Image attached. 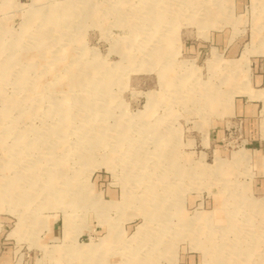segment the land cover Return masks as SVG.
<instances>
[{"label": "rangeland", "instance_id": "1", "mask_svg": "<svg viewBox=\"0 0 264 264\" xmlns=\"http://www.w3.org/2000/svg\"><path fill=\"white\" fill-rule=\"evenodd\" d=\"M115 1L0 0V264H264V0Z\"/></svg>", "mask_w": 264, "mask_h": 264}, {"label": "bare ground", "instance_id": "2", "mask_svg": "<svg viewBox=\"0 0 264 264\" xmlns=\"http://www.w3.org/2000/svg\"><path fill=\"white\" fill-rule=\"evenodd\" d=\"M150 1V0H149ZM207 1V0H206ZM209 1V0H208ZM122 4H121V3ZM167 3V2H166ZM201 3V2H200ZM115 4L117 5L118 4V10L119 9H121V8H123V10L124 9H129L130 8V6H127L126 4H124L123 2H122V0H116L115 1ZM119 4H121V6H119ZM141 5V4H140ZM148 6V5H147ZM183 6V5H182ZM180 7V6H179ZM114 8V7H113ZM160 8H164V7H160ZM158 6H156L154 3L153 4H150V6H148L146 9H145V11H143L142 12V14H140L141 16L140 17H147L146 19H148V21H150V24H155V25H163L164 24V20L165 19H169V16L168 15H166V13L164 14L163 12H162V14L161 13H158L156 10L158 9H160ZM173 8V7H172ZM175 9H177V8H175ZM91 10V9H90ZM136 10V9H135ZM170 10V9H169ZM183 10V9H182ZM173 11H175V10H173ZM38 12V11H37ZM160 12V11H159ZM179 12V11H178ZM42 13V12H41ZM89 13V12H88ZM123 13V12H122ZM37 14V13H36ZM177 15V14H176ZM122 16V15H121ZM179 16L180 15H178V18H179ZM212 16V15H211ZM210 16V17H211ZM174 17V16H173ZM172 17V18H173ZM47 18V17H46ZM167 19V20H168ZM173 20V19H172ZM40 22H42V21H40ZM39 22V23H40ZM50 22V21H49ZM170 22H171V19H170ZM169 22V23H170ZM168 23V22H167ZM42 25V24H41ZM40 27V26H39ZM38 27V28H39ZM158 27V26H157ZM158 29V28H157ZM162 35V34H161ZM40 38V37H39ZM41 39V38H40ZM44 40V39H43ZM47 40V39H46ZM9 41V40H8ZM40 43V42H39ZM4 44V43H3ZM49 44V43H48ZM3 46V45H2ZM48 46V45H47ZM4 47V46H3ZM21 48V47H20ZM45 48V47H44ZM155 48V47H154ZM65 49V48H64ZM156 49V48H155ZM66 50V49H65ZM65 50L63 51V52H65ZM156 51V50H155ZM19 52V51H18ZM39 53V52H38ZM15 54H16V52H15ZM25 54V53H24ZM61 54V53H60ZM62 55V54H61ZM146 55V54H145ZM57 56V55H56ZM64 56V55H63ZM150 56V55H149ZM68 57V56H67ZM148 57V56H147ZM19 58V57H18ZM25 59V58H24ZM35 59V58H34ZM2 60V59H1ZM4 60V59H3ZM65 60V59H64ZM17 61V60H16ZM15 61V62H16ZM14 62V63H15ZM63 62V61H62ZM13 63V64H14ZM55 63V62H54ZM5 64V63H4ZM3 64V65H4ZM3 65H2V67H3ZM81 65V64H80ZM76 66V65H75ZM74 66V67H75ZM95 66V65H94ZM2 69V68H1ZM108 69V68H107ZM78 70V69H77ZM107 71V70H106ZM99 72V71H98ZM69 73V72H68ZM103 74V73H102ZM4 75V74H3ZM113 76H114V74H113ZM3 78H5V77H3ZM106 78V77H105ZM96 79V78H95ZM80 80V79H79ZM78 80V81H79ZM107 80V79H106ZM1 81H3V80H1ZM0 81V82H1ZM95 81V80H94ZM2 83V82H1ZM96 83V82H95ZM88 84H89V82H88ZM2 85V84H1ZM94 85V84H93ZM76 86H77V84H76ZM109 86V85H108ZM93 88V87H92ZM96 88V87H95ZM110 95V94H109ZM103 96V95H102ZM69 99V98H68ZM8 100V99H7ZM22 100V99H21ZM92 100V99H91ZM74 101V100H73ZM79 101V100H78ZM77 101V102H78ZM95 101V100H94ZM12 102V101H11ZM88 102V101H87ZM7 103V102H6ZM89 103V102H88ZM91 103V102H90ZM210 103V102H209ZM16 104V103H15ZM73 104V103H72ZM81 104V103H80ZM83 105V104H82ZM69 106V105H68ZM208 107V106H207ZM69 108V107H68ZM88 108H90V107H88ZM16 109V108H15ZM9 110V109H8ZM25 111V110H24ZM23 111V112H24ZM69 111V110H68ZM18 113V112H17ZM21 113V112H20ZM12 118V117H11ZM13 120V119H12ZM87 121V120H86ZM89 121V120H88ZM10 123V122H9ZM7 124H8V122H7ZM29 131V130H28ZM14 132V131H13ZM91 132V131H90ZM109 133V132H108ZM0 134H1V132H0ZM5 134V133H4ZM18 134H20V133H18ZM88 134V133H87ZM91 134V133H90ZM22 135V134H21ZM23 135H24V133H23ZM40 135H42L41 133H40ZM89 135V134H88ZM119 135L122 137L123 135H124V133L121 131L120 133H119ZM17 136V135H16ZM15 136V137H16ZM85 137V138H84ZM0 138H1V136H0ZM22 138V137H21ZM80 138V137H79ZM17 139H18V137H17ZM40 139V138H39ZM91 139V137H88V136H86V135H84L83 136V140L87 143L89 140ZM2 140V139H1ZM28 141H30V140H28ZM38 141V140H37ZM15 142V141H14ZM27 142V141H26ZM43 142V141H42ZM24 143V142H23ZM94 143V142H93ZM92 143V144H93ZM129 143V142H128ZM38 144V143H37ZM91 144V141H89V144H87V145H85L84 144V147H83V150L81 151L84 155H82L83 157L85 156V157H87L88 155H89V153H92V148H93V145ZM29 145V144H28ZM28 145H26V147H28ZM31 145V144H30ZM47 145V144H46ZM128 145V144H127ZM129 147H131V146H129ZM25 148V147H24ZM16 150V149H15ZM25 150V149H24ZM13 151H14V149H13ZM27 151V150H26ZM30 151V150H29ZM133 151V150H132ZM14 153V152H13ZM135 154V153H134ZM142 155H144V154H142ZM145 156V155H144ZM143 157V156H142ZM18 158V157H17ZM28 158V157H27ZM26 158V159H27ZM140 158V157H139ZM15 159V158H14ZM144 159V158H143ZM11 160V159H10ZM138 161H140V159L138 160ZM147 161V160H146ZM145 161V162H146ZM7 162V161H6ZM30 162H31V160H30ZM141 162H143V161H141ZM172 162H173V159H172ZM21 163V162H20ZM24 163V162H23ZM175 163V162H174ZM28 164H29V162H28ZM100 164V163H99ZM104 164V163H103ZM107 164V163H106ZM110 164V163H109ZM144 165V164H143ZM21 166V165H20ZM7 167V166H6ZM18 167V166H17ZM29 167V166H28ZM108 168H111V167H108ZM26 169V168H25ZM141 169V168H140ZM21 170V169H20ZM38 170V169H37ZM48 170V169H47ZM12 171V170H11ZM16 171V170H15ZM27 171H29L28 169H27ZM6 172V171H5ZM65 172V171H64ZM18 173V172H17ZM30 173V172H29ZM28 173V174H29ZM61 173V172H60ZM44 174L45 173H43V176H44ZM52 174V173H51ZM63 174V173H62ZM61 175V174H60ZM66 175V174H65ZM4 176V175H3ZM53 176V175H52ZM57 176V175H56ZM160 176V175H159ZM6 177V176H5ZM8 177V176H7ZM20 177H21V175H20ZM19 177V178H20ZM39 177H41V176H38V178ZM59 177V176H58ZM17 178V177H16ZM29 180V179H28ZM40 180V179H39ZM62 180V179H61ZM38 181V180H37ZM55 181V180H54ZM68 181V180H67ZM61 182V181H60ZM17 183V180H15V179H10V181H7V183L5 182V183H2V186H3V189H2V191L3 192H6V191H10V190H12V188H15V184ZM22 183V182H21ZM51 183V182H50ZM48 184V183H47ZM38 185V184H37ZM39 186V185H38ZM65 186V185H64ZM167 186V185H166ZM69 187V186H68ZM71 188V187H70ZM7 189V190H6ZM18 189V188H17ZM63 189V188H62ZM61 189V190H62ZM41 190V189H40ZM55 190V189H54ZM25 191V190H24ZM34 191V190H33ZM36 191H37V189H36ZM45 191V190H44ZM46 192V191H45ZM29 193V192H28ZM69 193V192H68ZM67 193V194H68ZM1 194H2V192H1ZM10 194V193H9ZM50 194V193H49ZM54 194V193H53ZM69 195V194H68ZM73 196V195H72ZM145 196V195H144ZM36 197V196H35ZM41 197V196H40ZM43 197V196H42ZM124 197V200L123 201H125V198H126V195H124L123 196ZM15 198V197H14ZM13 198V199H14ZM20 199V198H19ZM36 199V198H35ZM38 199V198H37ZM73 199V198H72ZM86 201V200H85ZM64 202V201H63ZM92 202V201H91ZM126 202V201H125ZM68 203V202H67ZM92 203H94V202H92ZM91 203V204H92ZM262 204V203H261ZM264 204V203H263ZM27 205V204H26ZM82 205V204H81ZM85 205V204H84ZM88 205H89V203H88ZM93 206V205H92ZM247 206V205H246ZM263 206V205H262ZM241 207V206H240ZM255 207V206H254ZM237 208V207H236ZM247 208H249L248 206H247ZM253 209V208H252ZM223 210V209H222ZM251 210V209H250ZM264 210V209H263ZM167 213H168V211H167ZM263 213V212H262ZM171 215V214H170ZM165 216V215H164ZM167 216H168V214H167ZM66 218V225L68 224L67 223V218H68V216H66L65 217ZM224 218V217H223ZM208 219V218H207ZM228 219V218H227ZM192 220V219H191ZM195 220V219H194ZM223 221V220H222ZM198 222V221H197ZM210 222V221H209ZM229 223V222H228ZM209 225V224H208ZM211 226V225H210ZM232 226V225H231ZM197 228V227H196ZM210 232V231H209ZM236 232V231H235ZM106 247V246H105ZM105 250V249H104ZM217 250V249H216ZM247 254V253H246ZM238 255V254H237Z\"/></svg>", "mask_w": 264, "mask_h": 264}]
</instances>
